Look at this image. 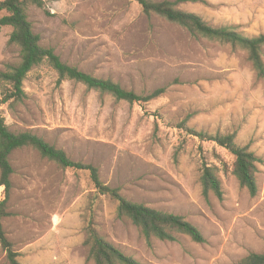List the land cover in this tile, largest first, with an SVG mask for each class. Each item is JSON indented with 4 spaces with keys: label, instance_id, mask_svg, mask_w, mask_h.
Here are the masks:
<instances>
[{
    "label": "rangeland",
    "instance_id": "rangeland-1",
    "mask_svg": "<svg viewBox=\"0 0 264 264\" xmlns=\"http://www.w3.org/2000/svg\"><path fill=\"white\" fill-rule=\"evenodd\" d=\"M42 1L41 8L27 7V18L40 45L61 62L136 94L163 92L129 104L79 82L58 81L43 62L26 74L24 99L0 106L8 130L30 132L71 160L96 167L105 185L131 202L183 217L204 242L181 234L147 242L117 216L116 202L96 194L88 172L60 169L24 147L9 156L12 190L2 220L18 262L94 264L84 245L89 217L101 236L143 264H237L248 253H263L264 81L246 53L146 16L133 0ZM151 1L174 2L213 28L264 34V0ZM10 33L0 27V71L19 62ZM199 133L235 134V143L254 154L255 197L232 174L234 157ZM202 162L217 168L222 199L203 196ZM0 264H8L1 249Z\"/></svg>",
    "mask_w": 264,
    "mask_h": 264
},
{
    "label": "trees",
    "instance_id": "trees-1",
    "mask_svg": "<svg viewBox=\"0 0 264 264\" xmlns=\"http://www.w3.org/2000/svg\"><path fill=\"white\" fill-rule=\"evenodd\" d=\"M133 1L140 6L146 16L154 14L170 23L179 25L193 37L228 45L233 50L240 49L244 51L256 77L264 81V62L262 60L264 34L247 37L237 32L234 27L213 28L197 14L176 9L174 2ZM42 5V0L0 1V13L4 12V15L0 17V27L8 26L11 28L9 43L19 49V62L15 65H6L5 69L0 71V84L3 87V90L0 91V106L2 104L12 106L24 99L25 93L22 84L26 74L33 67L43 62H46L55 70L58 81L68 79L79 82L87 89L107 93L116 100L125 101L129 104H144L163 92L162 89H157L145 96L136 94L122 88L110 79L97 78L61 62L52 48H45L40 45L39 36L33 33L28 21L27 7L41 8ZM198 136L203 141L215 142L234 157L232 174L238 181L239 186L246 189L251 197H255L258 193L255 177L258 159L254 154L235 143V134L209 137L199 133ZM24 147L34 149L42 158L55 163L60 169L88 172L96 194L106 196L116 202L117 216L128 219L147 242L151 239L174 241L177 234L187 236L195 243L204 242L200 230L183 217L127 200L119 193L117 188H111L101 181L96 167L71 160L64 151L48 144L42 138L30 132L13 133L9 131L0 116V249L5 254L8 264H20L17 260L18 254L13 250V246L7 239L2 227V220L9 216L7 204L12 190L10 177L13 169L9 156L13 151ZM217 173L216 167L202 162L200 184L204 197L212 194L217 199H222V185ZM85 233L84 245L88 250L87 259L94 264H143L133 257L127 256L101 236L92 217H89L86 221ZM237 264H264V252L248 253Z\"/></svg>",
    "mask_w": 264,
    "mask_h": 264
}]
</instances>
